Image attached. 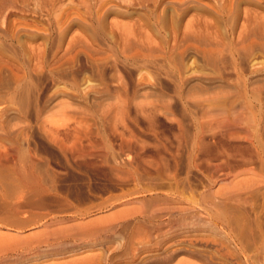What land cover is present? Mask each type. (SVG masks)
Returning <instances> with one entry per match:
<instances>
[{
    "label": "rangeland",
    "instance_id": "1",
    "mask_svg": "<svg viewBox=\"0 0 264 264\" xmlns=\"http://www.w3.org/2000/svg\"><path fill=\"white\" fill-rule=\"evenodd\" d=\"M23 170L66 202L0 264H264V0H0V190ZM230 192L244 251L207 214Z\"/></svg>",
    "mask_w": 264,
    "mask_h": 264
},
{
    "label": "bare ground",
    "instance_id": "2",
    "mask_svg": "<svg viewBox=\"0 0 264 264\" xmlns=\"http://www.w3.org/2000/svg\"><path fill=\"white\" fill-rule=\"evenodd\" d=\"M230 126V125H229ZM237 133V132H236ZM234 132V134H236ZM233 134V133H232ZM233 134V135H234ZM237 136V135H236ZM250 137V136H249ZM247 138V137H245ZM248 142L251 144V146H254V143L253 141L251 140V138H247ZM249 146V145H248ZM255 147V146H254ZM257 149V147H255ZM72 149V148H71ZM254 149V148H253ZM69 150V149H68ZM74 150V149H73ZM80 151V149H79ZM255 151V149H254ZM252 151V152H254ZM65 152V151H64ZM67 152V151H66ZM79 153V152H78ZM242 153V152H241ZM76 154V152H75ZM74 154V155H75ZM254 154H260V151H258L257 149V152ZM85 155V154H84ZM72 156H73V153H72ZM231 156V155H230ZM257 156V155H256ZM229 157V156H228ZM247 157V156H246ZM235 158V157H234ZM246 159V158H245ZM248 160V159H247ZM246 162V161H245ZM150 163V162H149ZM229 163V162H228ZM195 164V163H194ZM210 164V163H209ZM221 164V163H220ZM227 164V163H226ZM246 164H248V161L246 162ZM212 168L213 166V169L214 171H218L219 169L221 170L222 166H225V165H213V164H210ZM229 165V164H228ZM227 165V166H228ZM208 166V165H207ZM209 168V167H208ZM212 169V170H213ZM226 169V167H225ZM22 173H20V176H18L17 178V186H16V190L19 189V196L17 197V195H15L17 197V199L15 200V198H11L9 195H6L5 193H3V191L0 190V201H2V204H4L3 206L6 207V213L10 216H7L8 217H13L12 221L9 220V218L7 219L6 218V215L4 214V216H0V227L1 226H5V227H8V226H13V227H20V228H24V227H21V226H25V227H30V226H36L38 224H44L45 222H47L48 220L50 219H54V217H52L51 215V212L49 211H46V209H49L47 208V204H51V203H59V206L60 204H63L66 202L64 199L60 198L59 195H57V193H55L54 195H51L50 193H48V190L44 187L43 183L41 181H39L37 178V175L36 177H34L35 173L33 174H28L23 170L21 171ZM211 172V171H210ZM224 172V171H223ZM215 173V172H214ZM229 174V172H227ZM226 173V175H227ZM34 175V176H33ZM225 175L224 178H227ZM170 176V175H168ZM167 176V177H168ZM173 177V176H171ZM213 177V176H212ZM16 179V178H15ZM212 180V179H211ZM221 180V179H220ZM226 180V179H225ZM217 181V180H215ZM222 181V180H221ZM41 182V183H40ZM217 183V182H216ZM242 183V182H241ZM3 188V187H2ZM245 189V188H244ZM50 192L52 190H49ZM220 192V191H219ZM54 193V192H53ZM239 193V192H238ZM238 193H228V194H225L222 195L223 196V199L221 201V203H218L220 205V207L224 204V207L228 206V207H231L232 209H234L235 211L231 212V211H228L229 208H225L224 211H220L218 210H209L207 212V214H209V220L212 222L213 225H215L216 229L218 230H221V231H225V233H227V235H229V239L231 238L235 244V248H237L239 251H244L243 250V244L244 242H256L258 239V236L257 234H255V231L253 232L252 229H247L245 230L244 227L246 226L245 224V220H244V217H241V216H236L237 213H239V211H241L240 209V206L239 204L242 203V205L244 204V198L242 196H244L243 194L241 195L238 194ZM173 194V193H172ZM220 195V194H219ZM166 199H168L167 202L165 203H168V205H176L178 204L179 202H183L184 199L183 197H181L179 194L178 195H164ZM14 197V196H13ZM220 197V196H219ZM156 198V197H155ZM154 198V199H155ZM164 198V199H165ZM171 201V202H170ZM170 202V203H169ZM181 202V203H182ZM220 202V201H219ZM248 203V202H247ZM71 204V203H70ZM158 204V203H157ZM217 204V203H216ZM52 205V204H51ZM57 205V204H56ZM69 205V204H68ZM217 205V206H219ZM49 206V205H48ZM53 206V205H52ZM169 206V207H170ZM177 206V205H176ZM63 207V206H62ZM65 207V206H64ZM69 207V206H68ZM157 207V206H156ZM242 207V206H241ZM2 208V207H1ZM26 208H29L31 209V211L29 213H26L27 211H25ZM56 208V207H55ZM61 208V207H59ZM67 208V207H65ZM71 208V207H69ZM230 208V209H231ZM161 209V208H160ZM176 208L173 207V208H165V210L167 212H164L161 214H158V213H152V214H149V211H146L144 214H145V218H146V222L147 223H152V221H156L155 225L151 226L148 228V226L146 228L143 229L142 234H143V237H151L152 235H154V233H159L162 229H161V226L163 224H165L166 222L169 223L171 225L172 222L174 221H177L179 220V216H174L173 212ZM214 209V208H213ZM229 209V210H230ZM2 210V209H1ZM5 210V209H4ZM60 210V209H59ZM164 211V209H163ZM243 212V210H242ZM180 213V212H179ZM247 213V212H246ZM250 213V212H249ZM20 215H24L23 218H19ZM185 215V218L187 217V213L183 214ZM15 218L19 219L20 221H15ZM184 218V219H185ZM246 218V217H245ZM247 219V218H246ZM164 220H166V222H163ZM178 223V222H177ZM168 224V226L171 228V226ZM236 224V225H235ZM248 224V223H247ZM252 224V223H250ZM167 226V225H166ZM165 226V227H166ZM235 226V230L233 229V227ZM249 227V226H248ZM19 228V229H20ZM254 228V227H253ZM168 229V227H167ZM168 231V230H167ZM220 231V232H221ZM92 232V230H91ZM95 232V231H94ZM219 232V231H218ZM223 233V232H221ZM86 234V233H85ZM93 234V233H92ZM96 234V233H94ZM141 234V233H140ZM91 235V234H89ZM226 234H224L225 236ZM226 235V236H227ZM264 235V234H263ZM81 236V235H80ZM92 236V235H91ZM225 236V237H226ZM71 237V236H70ZM264 237V236H263ZM36 238V237H35ZM83 239V238H82ZM248 239V240H247ZM28 242L30 240H27ZM26 241V242H27ZM36 241V240H35ZM45 241V240H43ZM43 241H37L36 244L39 246L41 243L43 245ZM229 241V240H228ZM31 242V241H30ZM33 242V241H32ZM32 242L30 244H32ZM46 242H49V241H46ZM45 242V243H46ZM232 242V241H231ZM230 242V243H231ZM44 243V244H45ZM253 243V244H254ZM249 244V243H248ZM10 245V244H9ZM16 245V244H15ZM15 245H12V246H15ZM35 245V244H34ZM33 245V246H34ZM3 246V245H2ZM12 246H9V247H12ZM18 246V245H17ZM36 246V245H35ZM34 246V248H35ZM251 246V245H250ZM26 247V246H25ZM37 247V246H36ZM33 248V247H32ZM6 249V250H5ZM15 247L13 248H8V245L7 247H3L2 250H4V252H7L10 250H14ZM236 249V250H237ZM1 250V249H0ZM1 252V251H0ZM12 252V251H11ZM249 253V252H248ZM7 254V253H5ZM242 255V254H241ZM244 256V255H243ZM239 258V257H238ZM247 258V257H246ZM248 259V258H247Z\"/></svg>",
    "mask_w": 264,
    "mask_h": 264
}]
</instances>
